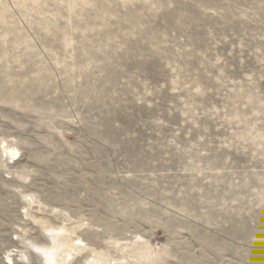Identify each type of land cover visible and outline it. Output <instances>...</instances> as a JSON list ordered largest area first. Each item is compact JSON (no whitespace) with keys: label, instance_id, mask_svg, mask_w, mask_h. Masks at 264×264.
Listing matches in <instances>:
<instances>
[{"label":"rangeland","instance_id":"rangeland-1","mask_svg":"<svg viewBox=\"0 0 264 264\" xmlns=\"http://www.w3.org/2000/svg\"><path fill=\"white\" fill-rule=\"evenodd\" d=\"M49 258L264 264V0H0V264Z\"/></svg>","mask_w":264,"mask_h":264},{"label":"bare ground","instance_id":"bare-ground-1","mask_svg":"<svg viewBox=\"0 0 264 264\" xmlns=\"http://www.w3.org/2000/svg\"><path fill=\"white\" fill-rule=\"evenodd\" d=\"M55 230H56V229H55ZM68 238H69V237H68ZM60 243H61V241H59V242L57 243V244H59V245L56 246V249H57V250H60V249H59L60 246H61ZM57 252H58V251H57ZM70 252H71V251H70ZM66 253H67V252H66ZM64 255H65V254H64ZM59 256H60V255H59ZM52 260H53L52 258H49V264H52ZM64 261H66V260H64ZM56 263L59 264V258L57 259ZM60 264H61V263H60Z\"/></svg>","mask_w":264,"mask_h":264}]
</instances>
